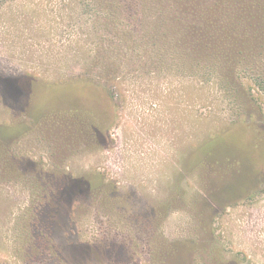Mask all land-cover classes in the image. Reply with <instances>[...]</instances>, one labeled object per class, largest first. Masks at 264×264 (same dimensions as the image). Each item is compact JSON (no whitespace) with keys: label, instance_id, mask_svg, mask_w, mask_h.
Returning <instances> with one entry per match:
<instances>
[{"label":"rangeland","instance_id":"1","mask_svg":"<svg viewBox=\"0 0 264 264\" xmlns=\"http://www.w3.org/2000/svg\"><path fill=\"white\" fill-rule=\"evenodd\" d=\"M147 3L0 0V264H264V0Z\"/></svg>","mask_w":264,"mask_h":264},{"label":"trees","instance_id":"2","mask_svg":"<svg viewBox=\"0 0 264 264\" xmlns=\"http://www.w3.org/2000/svg\"><path fill=\"white\" fill-rule=\"evenodd\" d=\"M120 1V0H119ZM92 2L94 3V4H96V5H98V6H101V7H103V8H105L106 9V11H111L112 12V14H114L115 13V11H114V5H115V2H116V0H92ZM149 3H152V5L153 4H155V7L156 8H160L162 5H164V3H165V0H148V3L146 4L147 5V7L149 8V7H151L152 5H150ZM185 7V6H184ZM208 8H210V7H208ZM211 9L212 8H210L209 9V12L211 13V14H213L212 13V11H211ZM166 10L168 11V12H171L172 10L169 8V7H166ZM215 9L213 8V11H214ZM209 12H208V14H209ZM124 13H127V14H129L127 11H125L124 10ZM211 16V15H210ZM212 25V26H211ZM216 25H217V23H216V20H212V22H211V24H210V29L211 30H215V29H217L216 28ZM213 26H215V27H213ZM262 37V36H261ZM262 38H264V37H262ZM239 44V43H238ZM259 78H261V76H259ZM73 81V80H72ZM73 82H75V83H77V84H80V85H83V86H93L94 88H99V87H97L96 85H94V84H92V83H90V82H87V81H83V80H75V81H73ZM32 94V93H31ZM75 110V109H74ZM74 110H69V111H73V112H76V113H78V111H74ZM32 114H33V111H32ZM41 114H44V112L43 113H40V114H33V119L35 118H37V117H39ZM86 115V117H88L89 118V120L91 121V122H93L94 124H96L97 126L96 127H98L99 129H100V127H101V125L102 124H104V122L101 124V122L100 121H98L97 119H94L93 118V114H91V113H87V114H85ZM16 133V132H15ZM0 134L1 135H10V133H8V131L3 127V128H1L0 127ZM11 134H14V133H11ZM74 183H79L80 185L79 186H77V187H83V186H85L86 185V181H84L83 179H80V180H76V181H74ZM74 185V184H73ZM72 188L73 189H76V187H74V186H72Z\"/></svg>","mask_w":264,"mask_h":264}]
</instances>
